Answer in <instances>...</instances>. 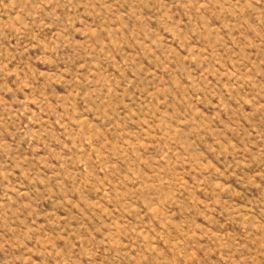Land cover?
I'll return each mask as SVG.
<instances>
[{"label":"rangeland","instance_id":"obj_1","mask_svg":"<svg viewBox=\"0 0 264 264\" xmlns=\"http://www.w3.org/2000/svg\"><path fill=\"white\" fill-rule=\"evenodd\" d=\"M0 264H264V0H0Z\"/></svg>","mask_w":264,"mask_h":264}]
</instances>
